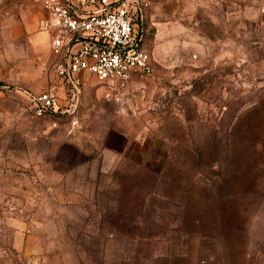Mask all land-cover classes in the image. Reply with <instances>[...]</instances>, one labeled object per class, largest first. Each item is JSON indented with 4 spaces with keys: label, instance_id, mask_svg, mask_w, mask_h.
<instances>
[{
    "label": "rangeland",
    "instance_id": "374dc122",
    "mask_svg": "<svg viewBox=\"0 0 264 264\" xmlns=\"http://www.w3.org/2000/svg\"><path fill=\"white\" fill-rule=\"evenodd\" d=\"M28 4L0 0L3 63ZM145 27L152 72L98 85V172L0 166V264H264V0H156Z\"/></svg>",
    "mask_w": 264,
    "mask_h": 264
},
{
    "label": "crops",
    "instance_id": "0c3cea01",
    "mask_svg": "<svg viewBox=\"0 0 264 264\" xmlns=\"http://www.w3.org/2000/svg\"><path fill=\"white\" fill-rule=\"evenodd\" d=\"M28 5L15 28V40L26 41L31 50L30 54L19 55L26 57L23 61L26 59L27 64L0 61V166H14L20 156L35 171L98 172L108 156L95 151L100 137L94 135L101 118L109 117L99 101L103 96L100 81L87 72L72 78L58 74L52 67L54 31L40 29L47 17L42 1L29 0ZM148 32L146 28L145 36ZM48 87L56 89L61 109L33 118L29 106Z\"/></svg>",
    "mask_w": 264,
    "mask_h": 264
},
{
    "label": "built area",
    "instance_id": "2783aa9c",
    "mask_svg": "<svg viewBox=\"0 0 264 264\" xmlns=\"http://www.w3.org/2000/svg\"><path fill=\"white\" fill-rule=\"evenodd\" d=\"M47 17L40 29L54 31L52 67L61 77L89 73L119 88L150 74L152 58L143 49L145 20L156 0H41ZM61 109L48 87L29 106L33 118Z\"/></svg>",
    "mask_w": 264,
    "mask_h": 264
}]
</instances>
